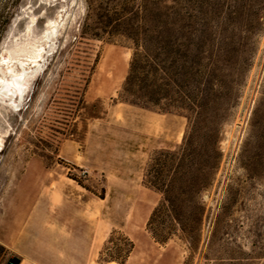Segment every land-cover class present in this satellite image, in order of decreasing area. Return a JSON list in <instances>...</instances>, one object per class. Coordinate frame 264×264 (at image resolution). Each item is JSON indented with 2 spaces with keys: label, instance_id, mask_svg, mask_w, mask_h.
I'll use <instances>...</instances> for the list:
<instances>
[{
  "label": "rangeland",
  "instance_id": "1",
  "mask_svg": "<svg viewBox=\"0 0 264 264\" xmlns=\"http://www.w3.org/2000/svg\"><path fill=\"white\" fill-rule=\"evenodd\" d=\"M255 1L247 60L218 81L221 157L196 199L202 221L188 239L172 227L179 236L160 244L147 223L161 195L144 177L156 151L182 143L186 119L118 100L130 52L99 41L78 51L86 0H0V85L30 70L20 108L0 103V264H107L126 239L125 264H264V0Z\"/></svg>",
  "mask_w": 264,
  "mask_h": 264
},
{
  "label": "trees",
  "instance_id": "2",
  "mask_svg": "<svg viewBox=\"0 0 264 264\" xmlns=\"http://www.w3.org/2000/svg\"><path fill=\"white\" fill-rule=\"evenodd\" d=\"M78 51L92 41L130 52L118 100L141 109L185 118L182 143L156 151L144 183L161 195L147 228L166 244L202 221L197 197L216 180L218 81L228 68L246 62L245 42L261 10L255 0H86ZM222 84L223 80L220 81ZM220 84V83H219ZM121 260L134 245L129 239Z\"/></svg>",
  "mask_w": 264,
  "mask_h": 264
},
{
  "label": "bare ground",
  "instance_id": "3",
  "mask_svg": "<svg viewBox=\"0 0 264 264\" xmlns=\"http://www.w3.org/2000/svg\"><path fill=\"white\" fill-rule=\"evenodd\" d=\"M51 49L52 48H50L48 51H50ZM38 69L40 68H37V70ZM27 73L24 70H22L18 76L13 75V76L3 79L0 85V103L1 104H4L14 109L20 108L23 94L26 88L24 78L27 75ZM111 264H115V263H111Z\"/></svg>",
  "mask_w": 264,
  "mask_h": 264
},
{
  "label": "water",
  "instance_id": "4",
  "mask_svg": "<svg viewBox=\"0 0 264 264\" xmlns=\"http://www.w3.org/2000/svg\"><path fill=\"white\" fill-rule=\"evenodd\" d=\"M19 263H20V259L15 256L10 257V259L7 262V264H19Z\"/></svg>",
  "mask_w": 264,
  "mask_h": 264
},
{
  "label": "crops",
  "instance_id": "5",
  "mask_svg": "<svg viewBox=\"0 0 264 264\" xmlns=\"http://www.w3.org/2000/svg\"><path fill=\"white\" fill-rule=\"evenodd\" d=\"M12 214V213H11ZM13 216H15L14 214H12ZM17 215V214H16ZM11 221H12V224L9 226L10 229H13L14 230V225H13V219L9 218ZM19 264H22V261L20 260V263ZM107 264H111V261L108 262Z\"/></svg>",
  "mask_w": 264,
  "mask_h": 264
}]
</instances>
